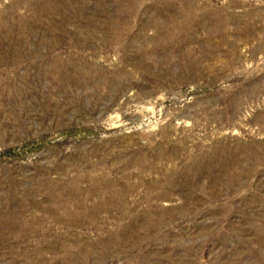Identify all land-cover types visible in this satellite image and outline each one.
I'll list each match as a JSON object with an SVG mask.
<instances>
[{
  "label": "rangeland",
  "instance_id": "rangeland-1",
  "mask_svg": "<svg viewBox=\"0 0 264 264\" xmlns=\"http://www.w3.org/2000/svg\"><path fill=\"white\" fill-rule=\"evenodd\" d=\"M0 264H264V0H0Z\"/></svg>",
  "mask_w": 264,
  "mask_h": 264
}]
</instances>
